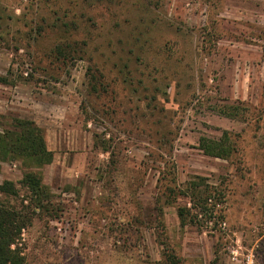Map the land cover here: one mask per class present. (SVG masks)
I'll return each instance as SVG.
<instances>
[{
	"label": "rangeland",
	"instance_id": "1",
	"mask_svg": "<svg viewBox=\"0 0 264 264\" xmlns=\"http://www.w3.org/2000/svg\"><path fill=\"white\" fill-rule=\"evenodd\" d=\"M0 77V131L31 120L53 154L25 264H264V0H0ZM22 173L0 164V200ZM194 177L223 190L213 230L162 195Z\"/></svg>",
	"mask_w": 264,
	"mask_h": 264
},
{
	"label": "trees",
	"instance_id": "2",
	"mask_svg": "<svg viewBox=\"0 0 264 264\" xmlns=\"http://www.w3.org/2000/svg\"><path fill=\"white\" fill-rule=\"evenodd\" d=\"M0 83H5V79L0 77ZM198 148L205 156L222 160L235 153L226 132L218 140L201 138ZM52 160L53 154L47 149L43 132L35 122L15 119L9 128L0 131V164L19 163L23 170L20 185L26 190L20 207L0 200V264H25L20 242L23 231L31 226L36 212L45 210L46 204H49L41 169L51 164ZM17 193L13 182L3 181L0 184V196L17 197ZM164 194L168 204L178 198L188 200V205L176 208L181 226L210 227L213 230L214 226L223 222V190L219 185H210L203 177H194L184 186L164 187ZM24 202L28 204L23 205Z\"/></svg>",
	"mask_w": 264,
	"mask_h": 264
}]
</instances>
